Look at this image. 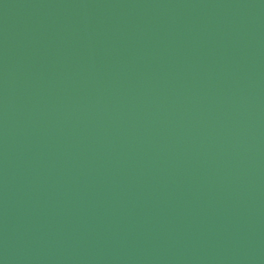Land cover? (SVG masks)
Wrapping results in <instances>:
<instances>
[{"label":"water","instance_id":"1","mask_svg":"<svg viewBox=\"0 0 264 264\" xmlns=\"http://www.w3.org/2000/svg\"><path fill=\"white\" fill-rule=\"evenodd\" d=\"M0 264H264V0H0Z\"/></svg>","mask_w":264,"mask_h":264}]
</instances>
